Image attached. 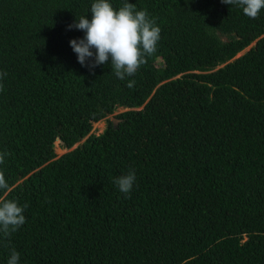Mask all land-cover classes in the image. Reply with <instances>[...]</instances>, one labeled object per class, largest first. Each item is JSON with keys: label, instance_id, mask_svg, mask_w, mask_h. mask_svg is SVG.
<instances>
[{"label": "trees", "instance_id": "trees-1", "mask_svg": "<svg viewBox=\"0 0 264 264\" xmlns=\"http://www.w3.org/2000/svg\"><path fill=\"white\" fill-rule=\"evenodd\" d=\"M91 2L0 0V200L27 205L0 264H264V9L130 0L161 33L121 80L70 47Z\"/></svg>", "mask_w": 264, "mask_h": 264}, {"label": "clouds", "instance_id": "clouds-1", "mask_svg": "<svg viewBox=\"0 0 264 264\" xmlns=\"http://www.w3.org/2000/svg\"><path fill=\"white\" fill-rule=\"evenodd\" d=\"M239 6L249 17H256L264 9V0H223ZM91 18L80 15L67 27L83 31V36L69 40L70 47L76 54L77 61L90 70L110 60L111 71L124 80L132 76L144 63L145 54H152L160 40L161 28L147 9H137L130 0H123L118 8L111 0H92ZM6 73H0V76ZM127 87L134 86L135 81H126ZM6 153H0V161ZM136 173L129 169L114 178L118 190L128 195L134 186ZM9 188L5 178L0 177V190ZM27 205L15 199L0 200V234L8 235L25 223L24 209ZM20 254L12 249L6 264H19Z\"/></svg>", "mask_w": 264, "mask_h": 264}, {"label": "rangeland", "instance_id": "rangeland-1", "mask_svg": "<svg viewBox=\"0 0 264 264\" xmlns=\"http://www.w3.org/2000/svg\"><path fill=\"white\" fill-rule=\"evenodd\" d=\"M244 53V52H243ZM243 53H240V55H242ZM123 111H125L124 109H118L112 116H109L110 119L114 118L115 115L119 114V113H122ZM107 119H103L101 120L99 123H95L93 125V129H92V133H95V134H101L106 126H107V122H106ZM77 145H75L72 149H74ZM72 149H67L66 147L63 146L62 142H60L59 140L56 141L55 143V150H56V153H57V156L60 157L61 155L65 154L66 152L72 150Z\"/></svg>", "mask_w": 264, "mask_h": 264}, {"label": "water", "instance_id": "water-1", "mask_svg": "<svg viewBox=\"0 0 264 264\" xmlns=\"http://www.w3.org/2000/svg\"><path fill=\"white\" fill-rule=\"evenodd\" d=\"M113 121H114L116 124H117V122H118V121H117V120H115V119H113ZM59 141L61 142V140H59Z\"/></svg>", "mask_w": 264, "mask_h": 264}]
</instances>
